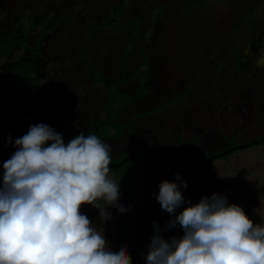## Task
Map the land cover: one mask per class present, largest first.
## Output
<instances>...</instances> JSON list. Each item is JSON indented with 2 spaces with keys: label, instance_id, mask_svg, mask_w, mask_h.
Returning a JSON list of instances; mask_svg holds the SVG:
<instances>
[{
  "label": "flooded vegetation",
  "instance_id": "af4514ba",
  "mask_svg": "<svg viewBox=\"0 0 264 264\" xmlns=\"http://www.w3.org/2000/svg\"><path fill=\"white\" fill-rule=\"evenodd\" d=\"M0 19L12 20L0 23V35L5 44L8 38L17 46L19 41L24 42L12 59L29 55L28 49H43L46 69L42 76L57 90V94L50 95V99L56 98L53 102L40 106L36 98L39 85H34L25 107L16 100L21 94L28 96L29 93L18 89L5 91L0 102L4 120L0 123V186L3 163L17 150L15 140L26 134L30 125L43 123L49 116L50 106L54 105L56 110V101L66 96L69 78L62 73L59 79L52 78L50 67L53 63L60 67L61 52L77 45L88 53L90 48L99 46L107 49L111 45L124 46L126 36L134 31L163 36L160 42L166 44V58L144 60L149 81L163 87L164 97L169 96L176 85H182L186 94L194 96L193 100L198 98L195 108L201 107V110L191 111L190 107L187 112L178 110L176 117L182 121L164 125L167 131L173 132L185 125L183 130L188 135L199 133L200 141L227 144L232 136L223 137L224 131L238 121L237 117L243 119L244 109L251 113V110L259 112L264 108V0H0ZM29 29L31 31L25 33ZM104 35L111 40H105ZM98 36L102 37L100 42ZM93 37H97L96 45L91 42ZM133 43L138 47V41ZM152 48L145 46V50ZM51 51L52 55H48ZM87 59L93 65L111 61L103 57ZM65 62L67 64L68 60ZM36 73L39 74L38 69ZM42 89H45L43 84ZM106 104L101 109L103 115ZM130 107L125 108L126 114ZM76 110L79 113L80 107ZM192 112L196 116L208 112L210 120L199 118L197 127L189 125L187 119ZM104 118L94 121L87 115L86 123L69 120L70 125L74 124L70 138L81 132L95 135L91 125ZM99 139L106 144L113 142L111 153L115 143L123 146L129 141H111L109 136ZM194 197L196 194L190 199Z\"/></svg>",
  "mask_w": 264,
  "mask_h": 264
},
{
  "label": "clouds",
  "instance_id": "9594fccd",
  "mask_svg": "<svg viewBox=\"0 0 264 264\" xmlns=\"http://www.w3.org/2000/svg\"><path fill=\"white\" fill-rule=\"evenodd\" d=\"M15 147L0 186V264H132L125 247L111 248L80 211L84 204L101 210V199L104 220L107 206L125 211L117 203L119 182L109 175L110 145L83 132L65 144L41 123ZM181 187L188 185L164 180L155 198L183 236L165 240L154 222L146 264H264V224L219 193L176 214L185 203Z\"/></svg>",
  "mask_w": 264,
  "mask_h": 264
},
{
  "label": "rangeland",
  "instance_id": "374dc122",
  "mask_svg": "<svg viewBox=\"0 0 264 264\" xmlns=\"http://www.w3.org/2000/svg\"><path fill=\"white\" fill-rule=\"evenodd\" d=\"M5 21L6 20L0 19V23ZM9 21L11 22L12 20L6 22ZM98 37V41L100 42L102 37ZM162 37L163 36L161 35L156 36L154 33L144 34L143 32L134 31L131 35L126 36L127 43L121 47L118 45H111L107 49L99 46L98 49L92 48V50H90V48L88 53H86L87 51H84L82 46L77 45L71 49L62 51L61 56L63 60L62 63H60V67H57V64H51L50 70L52 71L50 72V75L52 78L56 77L59 79L63 74L65 78H69L70 82L67 94L66 96H63L62 99L56 101L57 111L55 110V107H53L54 105L50 106L49 116L45 118L46 120L43 121V124L46 123L49 125L53 119L61 123L66 121V117H68L67 120H70L71 122L79 121V123H86L87 115L92 116L94 121L102 119L106 115H103L101 111L102 106L106 104V97L112 94H115L117 98L122 97L123 101L126 103H129L130 99H133L129 105H134V101H138L142 98L143 88L138 87V85L135 84L136 77L134 73L131 72L134 70V66L138 60L145 62L144 60L148 57L154 60H164L166 58V44L164 41L160 42ZM96 38L97 37H93L91 41L94 45H96ZM108 38L104 35L105 40ZM134 41H138V47L137 45L134 46ZM146 45L153 48L145 50ZM52 53L53 51L47 52L48 55H52ZM126 53H128L127 56H129V59L125 66H121L120 59H122L121 57H124ZM86 57L93 60L103 57L111 61L93 65V63ZM66 60H68L67 64L65 62ZM100 76L103 77L105 81L101 84L93 85L92 79H97ZM193 79L195 81L197 80L194 77ZM120 90L126 93H134L135 95L131 97L128 94L121 93ZM172 94H175V92L171 94L169 93V95ZM193 98L194 96L186 101L185 106L181 109L182 112H184V110L187 112L190 107V111L195 109L201 110V107L195 108L198 98L194 100ZM135 105L136 106L129 108L127 114L125 112L122 113V118L126 119L137 109L142 108V106L138 107L137 103H135ZM79 107L80 110L79 113H77L76 109ZM194 113L195 112L190 116H195L196 114ZM209 115L210 113L204 112L197 116L198 119L204 118L208 122L210 120ZM237 118L238 121H234L235 124L232 123V126L224 131L225 135L223 137L227 135V137L230 138L232 136L229 141L233 140V142L236 141L237 143L244 142L264 133V108L260 109L259 112L251 110V113L244 109L243 119L241 116ZM177 119L178 118L174 116L171 118L170 115L166 119L167 121L164 119L160 120L159 118L154 120L146 119V126L151 127L156 131L155 129L160 127V125L162 127L164 125L169 126L170 123H176ZM190 119L191 117L187 120L190 121ZM125 123L126 122L123 121L121 129H117L116 132L110 131L105 135L109 136L110 140L112 139L116 141L130 139L123 144V146L120 145L121 143H115L113 153H116V150H124L125 152L120 155V160L128 156L137 159H146L147 155L143 154L142 148H135L137 142H133L134 139L132 140L130 138L132 137V134ZM148 127L144 129L147 131ZM140 128L143 133L142 139H149V134L144 132L145 130L143 131L142 125ZM58 131L60 132V130ZM151 133L153 134V131ZM170 133L171 132H168V134ZM174 133H177V131H173V134ZM194 134L195 132H192V135ZM136 138H140V136L138 135L137 137L136 135L135 139ZM208 143L209 146L214 147V144L221 142L214 141L213 143ZM111 144H113V142L108 143V145ZM152 149L154 150L155 147L153 146ZM170 158L171 163L168 165L176 164L171 155ZM179 166L181 165H178L177 167ZM125 168L126 166L121 168L119 172H124ZM140 170L142 173L135 177V184L130 186V190H132L130 194L125 196L121 194L119 195L117 203L125 209L124 212L121 213L117 211L116 207L107 206L106 211L109 214V218L104 220L103 208L105 201L102 199L97 201V203L101 205V210L89 204L81 206L80 211L87 215L98 231L104 234L106 241L113 249H116L117 247L118 228L132 226L134 229L130 232L128 240L134 241L149 236L154 232L153 224L156 222V210H159L162 214L168 215V225L169 220L172 218L168 212L161 208L160 203L155 198V195L159 193V184L162 180H167L168 175L152 168H140ZM199 170H204L206 177L202 178L198 184H192V176ZM177 174H180V180H177L176 175H174L169 181L177 184H180L181 181H183L187 183L188 187L186 189L183 187L180 188L185 203L177 208L176 214H179L184 208L198 203L203 196L210 197L214 193H219L227 197L229 204L235 203L241 206L246 215L254 223L264 224V145L241 149L232 153L227 158L216 159L209 162L204 167L195 166ZM109 175L112 178L111 172ZM192 187L194 192L199 193V195L186 201L187 196L185 194L187 191L192 190ZM174 228L177 230L178 234L183 233V229L178 224ZM146 254L147 252H144L141 255H134L133 260L137 264H146Z\"/></svg>",
  "mask_w": 264,
  "mask_h": 264
},
{
  "label": "trees",
  "instance_id": "16d2710c",
  "mask_svg": "<svg viewBox=\"0 0 264 264\" xmlns=\"http://www.w3.org/2000/svg\"><path fill=\"white\" fill-rule=\"evenodd\" d=\"M31 29L25 31V33H29ZM24 45V42L19 41L18 46L15 44V41L12 40V38H8L7 43L5 44L2 36L0 35V102L4 99L5 91L8 89H18L22 93H29L28 96H25L21 94L16 102H20V106L25 107L27 101H29V98H31L32 90L34 85H39L38 87V95L37 100L39 101V105H46L49 104L48 101H54L56 98H51V94H57V90L53 89L51 87L50 82L45 81L42 74L43 71L46 69V60L43 57V49H28L26 52L29 53V55H19L15 59H12L14 54L17 52L18 47ZM129 53V52H128ZM126 55L121 60V66H125L126 62ZM141 68V67H140ZM138 68L137 71L140 69ZM39 70V74L36 73V70ZM137 71L134 73L136 75ZM33 78V79H32ZM33 80V81H32ZM105 80L103 77H98L97 79H92V84L97 85L103 83ZM42 84L45 86V89H42ZM140 87L143 88V84L140 85ZM143 92V89H142ZM116 93V92H115ZM142 97V96H141ZM107 104L106 108L104 109L105 112V118L103 120L98 121L97 123H94L91 125V132H94L95 135L100 138L102 136H105L110 131L116 132L117 129H121V125L123 124V121H119V116L122 112L125 111V108L129 105L130 102L133 101V99H130L129 103H126L123 101L122 97L117 98L115 94L108 95L106 97ZM52 104V103H51ZM2 115L0 114V123H2L4 120L1 119ZM136 118H132L130 121L126 122L125 125L128 127V130L131 131L132 125L135 122ZM8 121V120H7ZM52 129H54L57 133L62 134L64 143L67 144L69 140L71 139L70 136L72 131V126L70 125L69 121L67 120L64 122H58L55 119L52 120L49 125ZM60 130V132L58 131ZM96 131V132H95ZM49 144L51 142H48ZM231 144V145H229ZM228 144V146L221 150L214 153H211L209 155H199L196 159H194L193 162H199L202 161L210 156H213L215 154H220L221 152L227 151L233 147H239L238 150L232 152L235 153L241 149H248L252 147H256L259 145H264V134L250 139L246 140L244 142L240 143H234L231 141ZM180 147H178L172 157H176V153L179 151ZM231 153V154H232ZM172 154V153H171ZM223 157H219L218 159L227 158L229 155ZM129 157V156H128ZM132 157V156H130ZM121 158L118 160H111V163H118ZM142 160L155 163L159 167H166V168H172L177 167L179 164L175 162L174 165H162L160 163L153 162L149 159L140 158ZM214 161V160H213ZM212 162V161H211ZM209 163V162H208ZM206 163V164H208ZM206 164L200 166L204 167ZM134 164L132 163H126L119 169H110V172L115 176V179L117 182H119V193L123 196L130 194L132 190H130V186L135 184V174L132 169V166ZM124 172H119L121 168L125 167ZM147 168V167H144ZM155 169V168H152ZM159 171L158 169H155ZM163 172V171H162ZM168 175V179H171L174 175L177 173H171V172H164ZM204 172H200L192 177V184H195L202 176H204ZM119 194V195H120ZM169 217L167 214H162L159 210H156V222L159 225L160 229V235L165 239L170 241L173 237L180 238L183 236V233L178 234L177 230L174 227H169L167 224ZM132 226H126L122 228L117 229V247L116 249H119L121 246H124L126 248L127 253L130 255L132 264H137L133 260L134 255H141L144 252H148L149 246L145 249H138V246H141L147 242L151 244V237L153 236L154 232L149 235L145 236L142 239L129 241L128 236L130 232L133 230ZM149 244V245H150ZM142 264V263H141Z\"/></svg>",
  "mask_w": 264,
  "mask_h": 264
},
{
  "label": "crops",
  "instance_id": "0c3cea01",
  "mask_svg": "<svg viewBox=\"0 0 264 264\" xmlns=\"http://www.w3.org/2000/svg\"><path fill=\"white\" fill-rule=\"evenodd\" d=\"M134 67L135 68L131 73H135L137 69L141 67L135 75L136 77L135 84H137L138 87H140V85L143 84V95L140 100L134 101L133 102L134 105L132 106H136L135 103H137L138 104L137 106L138 107L142 106V108L137 109L126 119L122 118L121 115V118L119 117V121L128 122L132 118L134 117L136 118L135 122L132 125V129H131L132 137L130 138L132 140L134 139L133 142H137V146L135 148L138 149L142 148V152L144 155H147V159L156 163H160L162 165H168L169 163H171L170 155H173L176 149L180 147L179 151L176 153V157H173V161L177 162V164L179 165H182L189 162H193L194 159H196L197 156L199 155H209L211 153L221 151L228 146V144L231 142L229 140L227 144L218 143V144H214V147L209 146L208 145L209 143L199 140V135H200L199 133L194 136L191 134L188 135L187 132L183 130L185 125H183V127L180 126V128H177L176 130L177 133L174 134L171 131H167L165 129L166 127H162L161 125H160L161 128L158 127L157 129H155L156 131H154L153 128L146 126V119L154 120L159 118L160 120L161 119L166 120L169 115L171 118H173V116L176 117V113L178 112V110H181L185 102L189 99V97L191 98V96L185 93L186 88L184 86L176 85V88H173L174 90L171 92V93L175 92V94L164 97L161 92V89H163V87L162 86L160 87V85H158L157 82L149 81L150 78L148 75V69L146 63L143 61H136ZM134 95L135 94L133 93L131 97H133ZM192 114L193 112L190 113V115ZM189 117H191V119L187 123L189 125H193L197 127L199 125L198 116L195 115ZM177 118L178 119L176 120V123H179L180 121L179 116ZM141 125L143 127V131L145 130L144 128L148 127V130L147 131L145 130L144 132H147L149 134L148 136L149 139H142L143 133L140 128ZM152 131L153 134L151 133ZM168 132L171 133L168 134ZM135 134L137 135V137L139 135L140 138L135 139L136 137ZM128 140L130 139L128 138ZM153 146L155 147L154 150L152 149ZM123 152L125 151L116 150V153H111L112 160H117L118 158H120V155ZM140 168H144V167L139 165L132 166L135 176L142 173ZM200 172L205 173L204 170H199L194 175ZM204 177H206V173L204 174V176H202L199 179V181L196 182V184H198V182H200V180ZM112 178L116 180L113 174H112ZM193 194L199 195V193L194 192V189L192 187V190H189L188 193L186 194L187 196L186 201L190 200V196L192 197Z\"/></svg>",
  "mask_w": 264,
  "mask_h": 264
},
{
  "label": "water",
  "instance_id": "95a60500",
  "mask_svg": "<svg viewBox=\"0 0 264 264\" xmlns=\"http://www.w3.org/2000/svg\"><path fill=\"white\" fill-rule=\"evenodd\" d=\"M239 147H233L227 151H224V152H221L220 154H215L213 156H210L202 161H199V162H189V163H186V164H183L179 167H175V168H166V167H159L157 166L155 163H152V162H148V161H145V160H142V159H137V158H133V157H126L124 159H122L121 161H119L118 163H111L110 164V169H119L120 167H122L123 165H125L126 163H132V164H135V165H139V166H143V167H147V168H155V169H158L159 171H163V172H171V173H180V172H183L184 170L186 169H189V168H192V167H195V166H202L208 162H211L213 160H216L218 159L219 157H223V156H226L228 154H231L232 152L238 150ZM149 242L141 245V246H138L137 248L138 249H145L149 246ZM126 249V248H125Z\"/></svg>",
  "mask_w": 264,
  "mask_h": 264
}]
</instances>
